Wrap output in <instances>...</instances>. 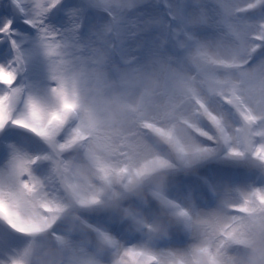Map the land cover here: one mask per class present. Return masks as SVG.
I'll use <instances>...</instances> for the list:
<instances>
[{
    "label": "rangeland",
    "instance_id": "374dc122",
    "mask_svg": "<svg viewBox=\"0 0 264 264\" xmlns=\"http://www.w3.org/2000/svg\"><path fill=\"white\" fill-rule=\"evenodd\" d=\"M42 2L38 23L67 61L78 111L52 141L11 123L0 129V190L18 183L15 159L35 161L29 172L41 197L62 211L34 236L0 221V264L17 256L26 264H121L128 252L147 254L157 264H179L201 242L199 220L238 215L232 209L242 195L264 191V163L234 141L243 121L226 102L239 101L238 86L245 111L264 115V43L253 39L264 24V7L248 10L254 0H129L120 30L108 25L104 0ZM29 18L10 0H0V26L11 20L14 33L0 37V66L16 74L13 119L26 114L29 102L48 111L58 106L52 93L57 58L46 55L41 27L24 23ZM156 18L161 26L145 29L144 22ZM149 32L163 35L151 44L141 42ZM102 34L110 42L101 44ZM122 38L120 55H109L112 41L119 45ZM12 90L0 85V95ZM79 117L89 122L92 140L60 150ZM157 128L172 132L174 143ZM253 130L264 131V120ZM262 143L257 136L251 147ZM180 147L201 152L183 157ZM233 150L242 155H231ZM146 159L167 166L150 176L119 174L129 162L143 166ZM113 166L111 177L101 172ZM74 191L85 198L98 192L100 202L82 206ZM260 248L264 241L256 236L230 249L225 264H264Z\"/></svg>",
    "mask_w": 264,
    "mask_h": 264
},
{
    "label": "snow or ice",
    "instance_id": "6c2138e0",
    "mask_svg": "<svg viewBox=\"0 0 264 264\" xmlns=\"http://www.w3.org/2000/svg\"><path fill=\"white\" fill-rule=\"evenodd\" d=\"M10 2L16 11L33 17L25 19L24 23L30 27H41L42 37L47 41L44 44L46 55L57 58L52 65L53 78L57 84L56 87L52 88V93L58 101V106L54 110L48 111L35 102H29L26 114L21 118L13 119L12 110L16 90H12V86L15 83L16 74L10 68L6 69L0 66V85L12 90L7 94L0 95V129L11 123L14 126L29 130L45 140L52 141L69 117L78 111L77 102L71 94V81L66 67L67 61L60 55L58 51L59 45L54 42L55 38L48 34L47 29L42 27V21L38 23V18L42 17L45 12L42 0H10ZM55 2H58V0H53L50 6H54ZM128 4L129 0H104L103 6L111 16V21L108 25H115L120 29L121 20ZM256 7H264V0H254V3L248 5V10ZM26 8H31V12H27ZM171 15L174 16L175 13L172 11ZM158 26H161L158 18L144 22L145 29L159 28ZM12 34H14L12 21L5 19L2 26H0V37ZM111 34L110 30L109 35ZM130 35L135 36L136 33L134 32ZM158 35H163V33L149 32L146 35H141L140 39L141 42L151 44ZM102 37L103 34L101 36V44L110 42ZM253 39L264 43V24L260 25L259 34L255 35ZM9 43L15 48V41L10 40ZM112 43L113 49L109 55L119 56L125 47L123 38L119 45L114 41ZM255 50V47H253L248 50L247 54ZM223 86L227 87V83ZM235 91L239 101L226 98V102L230 103L238 111L243 121V127L239 129L242 134L235 136L234 141L243 145L254 159L264 163V143L256 148L251 147L257 136L264 140V131L254 132L253 130L258 120H264V115L258 117L250 108L245 111L247 105L244 104L243 98L240 97L238 86ZM79 120L80 122L73 131L71 138L59 146L60 150L68 149L78 143L85 146V143H89L92 140L89 135L91 131L89 122L83 117H79ZM209 120L219 128V122L211 114H209ZM219 130L221 137L227 142L229 137L225 135L222 128ZM156 132L168 140L169 143H174V134L172 132L163 128H157ZM84 136H88L87 142H82L81 137ZM200 152V149L189 151L185 147L179 148V153L183 157L199 155ZM230 154L233 156L242 155L240 151L235 150L231 151ZM34 162L24 158L15 159L13 161V172L18 183L8 191L0 190V221L6 223L14 232L26 236H34L50 228L57 215L62 211L59 206L41 197V186L31 178L29 172V167ZM166 166L167 162L162 160L146 159V163L143 166H137L133 161L129 162L127 167L121 170L119 174L123 176L126 173L129 177L150 176ZM66 167L70 170L69 166ZM115 171V166L101 169V172L108 177H111ZM24 177H27V179H24ZM69 184H71V180H69ZM74 195L82 206L95 205L100 202V194L98 192L87 198L75 193V191ZM232 210L238 215L225 217L210 215L198 221L201 242L179 264H225L224 256L229 255L230 249L236 248L241 244H250L256 236L261 241H264V191H254L250 194L242 195L240 203L235 205ZM181 215L185 214L181 213ZM104 239L106 242L111 243L107 237H104ZM257 256L264 261V248L258 250ZM8 264H26V260L24 257L17 256L13 257ZM121 264H157V261L142 252H128L122 258ZM231 264H236V262L232 261Z\"/></svg>",
    "mask_w": 264,
    "mask_h": 264
},
{
    "label": "bare ground",
    "instance_id": "6f19581e",
    "mask_svg": "<svg viewBox=\"0 0 264 264\" xmlns=\"http://www.w3.org/2000/svg\"><path fill=\"white\" fill-rule=\"evenodd\" d=\"M25 98V97H24Z\"/></svg>",
    "mask_w": 264,
    "mask_h": 264
}]
</instances>
